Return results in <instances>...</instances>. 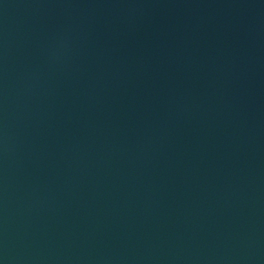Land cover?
I'll list each match as a JSON object with an SVG mask.
<instances>
[{
  "label": "water",
  "instance_id": "1",
  "mask_svg": "<svg viewBox=\"0 0 264 264\" xmlns=\"http://www.w3.org/2000/svg\"><path fill=\"white\" fill-rule=\"evenodd\" d=\"M0 264H264V83L0 136Z\"/></svg>",
  "mask_w": 264,
  "mask_h": 264
}]
</instances>
